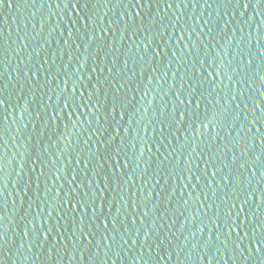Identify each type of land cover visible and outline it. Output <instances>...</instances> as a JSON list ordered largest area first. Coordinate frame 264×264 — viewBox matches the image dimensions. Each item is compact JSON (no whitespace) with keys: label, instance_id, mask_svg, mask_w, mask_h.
Returning <instances> with one entry per match:
<instances>
[{"label":"water","instance_id":"95a60500","mask_svg":"<svg viewBox=\"0 0 264 264\" xmlns=\"http://www.w3.org/2000/svg\"><path fill=\"white\" fill-rule=\"evenodd\" d=\"M261 77L257 0H5L0 264H264Z\"/></svg>","mask_w":264,"mask_h":264},{"label":"snow or ice","instance_id":"6c2138e0","mask_svg":"<svg viewBox=\"0 0 264 264\" xmlns=\"http://www.w3.org/2000/svg\"><path fill=\"white\" fill-rule=\"evenodd\" d=\"M8 2L10 3L11 0H8ZM5 0H0V6L4 5ZM257 4L261 5L264 4V0H257ZM247 7V4L245 5ZM249 63H251V61H249ZM261 79H264V77H261ZM73 91H75V89H73ZM3 101H0V104H2ZM65 107H67V105H65ZM0 239H2V237H0Z\"/></svg>","mask_w":264,"mask_h":264}]
</instances>
